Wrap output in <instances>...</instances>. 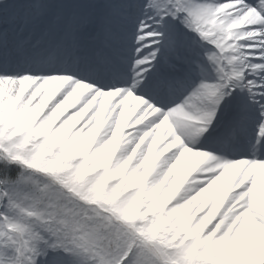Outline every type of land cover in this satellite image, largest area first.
<instances>
[{"label": "snow or ice", "instance_id": "6c2138e0", "mask_svg": "<svg viewBox=\"0 0 264 264\" xmlns=\"http://www.w3.org/2000/svg\"><path fill=\"white\" fill-rule=\"evenodd\" d=\"M0 264H264V0H0Z\"/></svg>", "mask_w": 264, "mask_h": 264}]
</instances>
